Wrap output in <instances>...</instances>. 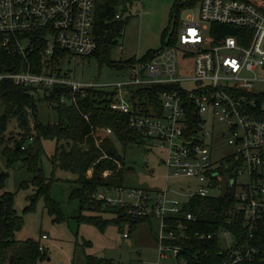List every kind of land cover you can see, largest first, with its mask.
<instances>
[{
    "label": "built area",
    "instance_id": "2783aa9c",
    "mask_svg": "<svg viewBox=\"0 0 264 264\" xmlns=\"http://www.w3.org/2000/svg\"><path fill=\"white\" fill-rule=\"evenodd\" d=\"M96 1L0 0L2 46L28 61L42 45L43 66L40 72L30 64L18 71H0V86L7 79L39 90L60 85L70 89L73 103L76 93L85 95L90 87L115 92L111 108L127 114L128 128L163 151L166 180L188 179L157 190L115 186L95 193L106 207L158 220L159 256L154 264H189V251L177 242L191 236L220 239L222 264L264 260V247L254 244L264 229V0H201L197 7L185 9L188 16L181 19L175 42L157 48L147 60L135 56L126 67V78L82 82L66 65L97 49ZM116 18H124L123 13L117 12ZM55 57L59 64L53 63ZM185 70L187 75L182 74ZM154 84L164 86L159 104L140 94ZM65 100L62 94L60 101ZM91 133L99 144L112 129L97 126ZM219 139L231 149L214 158ZM112 191L123 196L114 197ZM227 192L234 199L225 227L191 232L189 225L197 220L186 209L191 199ZM39 249L44 251L41 244Z\"/></svg>",
    "mask_w": 264,
    "mask_h": 264
},
{
    "label": "trees",
    "instance_id": "16d2710c",
    "mask_svg": "<svg viewBox=\"0 0 264 264\" xmlns=\"http://www.w3.org/2000/svg\"><path fill=\"white\" fill-rule=\"evenodd\" d=\"M133 0H97L95 5L94 33L97 39V49L88 57H96L99 62L113 65L110 59L112 49L117 46L118 38L125 29L128 17L117 19L116 13L121 12L120 7ZM201 0H174L171 7V16L174 20L173 28L165 44L175 42L176 33L181 23L180 12L191 7H196ZM122 13V12H121ZM41 47L29 56L28 61L20 55H10L2 46L0 40V71H18L25 69L28 64L35 72L42 70ZM156 49H150L143 60H147ZM135 56L126 61H120L121 67H127ZM53 63L59 64L58 57ZM119 65V66H120ZM163 85L154 84L141 89L140 94L147 96L151 103L159 104V92ZM43 91V92H41ZM41 92V93H40ZM42 94V95H41ZM64 94L66 100L60 101ZM115 92L108 89L90 87L85 95L75 94L77 103L72 102L68 87L57 85L52 91L39 90L33 86H18L12 80H5L0 86V141L5 143L3 154L8 167L21 164L31 172L34 185L38 186L35 197L44 196L49 212L55 215L54 221L63 220L64 213L60 203L55 201L50 194L51 183L55 177H46L40 160L43 140L56 141L55 151L49 157L53 169L70 171L75 175L71 180L75 185L70 193L71 199H76L79 212L111 211L117 214V221L137 223L148 217L129 215L123 208H108L95 199V193L100 187L123 186L122 174L125 169L124 157L119 153L117 143L123 147L130 143L145 142L138 133L128 128V115L111 108ZM43 98L52 106L57 114L55 122L43 123L38 118L37 101ZM161 111L160 108H158ZM85 114L88 118H85ZM14 123L18 138H6V132ZM10 126V127H9ZM110 127L111 135L102 138L96 143L91 131L93 127ZM12 127V128H13ZM17 144L19 147L17 148ZM92 169L91 175L87 172ZM109 171L104 175V172ZM7 173H0V264H41L45 253L39 249L40 241L34 238L19 240L15 232L24 224V218L15 208V193L4 189ZM27 183H23L26 185ZM35 197L33 200H35ZM233 195L229 192L219 196L199 197L194 196L186 209L196 215V222H191L189 230L194 232H214L225 227L228 209L233 202ZM81 222L103 228L106 221L101 215H82L78 217ZM177 242V241H176ZM83 244L90 245L89 241ZM183 249L189 251V264H222L223 254L220 239H200L193 236L177 242ZM254 244L264 247V229L254 240ZM195 253L198 255L195 256ZM87 264H121L113 260L99 258L86 254ZM236 264H264V260L242 261Z\"/></svg>",
    "mask_w": 264,
    "mask_h": 264
},
{
    "label": "rangeland",
    "instance_id": "374dc122",
    "mask_svg": "<svg viewBox=\"0 0 264 264\" xmlns=\"http://www.w3.org/2000/svg\"><path fill=\"white\" fill-rule=\"evenodd\" d=\"M173 2L174 0H133L128 4V9H125L124 5L121 6L120 11L124 18L128 17V20L122 35L118 38L117 46L110 54L114 64L112 66L101 64L94 56H75L69 60L66 69L75 80L82 82L112 83L126 78L128 69L121 67L120 61H126L133 56L144 57L150 49L160 48L167 42L174 23L171 16ZM196 12L197 9L195 14ZM186 16H188L186 10L180 12L181 19ZM187 73L185 70L182 74L187 75ZM184 85L192 87L193 83ZM37 106L38 118L41 122L58 120L56 110L43 98L37 101ZM215 124L217 127H222V124L217 121ZM10 126L6 132V138H18V129L13 127L14 123ZM4 145L5 143L0 141V173L8 174L4 189L15 193V208L24 218V224L15 232V238L19 240L34 238L40 241L44 247L42 253H45L40 261L41 264H87L86 254L121 264H154L159 256L157 239L159 225L155 217L131 223L118 222L117 214L110 210L102 212L84 210L80 213L78 201L71 199L70 195L75 185L71 180L75 178V175L70 171L53 169L49 157L55 151L56 141L45 139L39 164L46 177L56 178L51 183L50 194L60 203L59 206L65 217L60 222H56L55 215L50 213L46 206L44 196L35 197L38 186L32 182L33 176L28 168L21 164L8 167L3 154ZM117 145L119 153L125 160V169L122 174L124 187L157 190L161 189L165 183L178 186L188 181L186 177L166 180L162 162L163 151L157 147L145 142L130 143L126 147L119 142ZM230 149L225 139H219L213 147L214 158H220ZM129 166L131 168L128 169ZM108 173L109 171H106L104 175ZM87 174L91 175L89 171ZM25 182L27 184L23 185ZM110 194L114 197L123 196L117 191H112ZM34 197L35 200H33ZM177 199L181 200L182 197L177 196ZM88 214L101 215L106 221L104 227L99 228L81 222L78 218ZM43 233L47 234L46 239L42 238ZM124 233L127 236H124ZM84 241H89L90 245L85 246Z\"/></svg>",
    "mask_w": 264,
    "mask_h": 264
},
{
    "label": "water",
    "instance_id": "95a60500",
    "mask_svg": "<svg viewBox=\"0 0 264 264\" xmlns=\"http://www.w3.org/2000/svg\"><path fill=\"white\" fill-rule=\"evenodd\" d=\"M19 147V144H17V148ZM236 161L233 163L232 167H234L236 165ZM131 168V166L128 167V169Z\"/></svg>",
    "mask_w": 264,
    "mask_h": 264
},
{
    "label": "crops",
    "instance_id": "0c3cea01",
    "mask_svg": "<svg viewBox=\"0 0 264 264\" xmlns=\"http://www.w3.org/2000/svg\"><path fill=\"white\" fill-rule=\"evenodd\" d=\"M255 2H261L262 0H253ZM90 174L92 173V169L89 170Z\"/></svg>",
    "mask_w": 264,
    "mask_h": 264
}]
</instances>
